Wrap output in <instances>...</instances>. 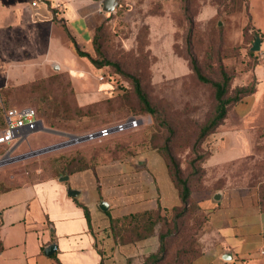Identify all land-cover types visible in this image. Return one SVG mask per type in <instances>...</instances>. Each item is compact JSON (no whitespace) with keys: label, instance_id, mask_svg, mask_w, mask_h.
I'll use <instances>...</instances> for the list:
<instances>
[{"label":"rangeland","instance_id":"1","mask_svg":"<svg viewBox=\"0 0 264 264\" xmlns=\"http://www.w3.org/2000/svg\"><path fill=\"white\" fill-rule=\"evenodd\" d=\"M68 2V9L78 5L77 0ZM251 12L258 34L264 35V5L257 0H120L115 11L106 15L97 38L99 54L94 50L92 59H106L117 64L121 73L137 77L155 108L154 116L139 111L130 82L122 74L109 66L97 71L88 59L79 57L72 49L76 44L61 26L52 30L47 25L35 26L33 39L7 44L0 54L3 105L35 109L38 121L55 133L36 127L15 146H0V160L7 161L0 166V191L53 177L56 169L72 158L78 162L71 168L94 166L161 150L166 144L185 175H191L193 141L215 104L211 87L199 82L189 68L186 40L203 76L220 81L222 69L229 77L228 94L239 87L250 88L256 62L248 53ZM78 46L80 52L89 55L88 33ZM96 75L103 80L97 81ZM14 78L19 81L14 82ZM130 116L141 118L143 125L18 160L32 151L65 142L64 135L86 136ZM50 135H54L51 141ZM207 151L200 148L201 155ZM254 151L252 159L223 169L232 175L241 173L232 176L230 182L257 187L264 201V143L254 144ZM6 152L8 157H4ZM198 192L197 198L201 196ZM188 218L182 242L192 238L198 243L202 215L194 211Z\"/></svg>","mask_w":264,"mask_h":264},{"label":"crops","instance_id":"2","mask_svg":"<svg viewBox=\"0 0 264 264\" xmlns=\"http://www.w3.org/2000/svg\"><path fill=\"white\" fill-rule=\"evenodd\" d=\"M47 1L50 7L45 0H0V54L9 43L33 39L35 26L47 25L50 30L61 26L78 48L88 33L92 56L94 33L107 18L100 0H77L78 5L69 9L68 0ZM257 1L264 5V0ZM249 16L250 33L258 34L254 13ZM258 36L260 50L253 53L254 92L229 107L203 144L209 156L202 165L201 196L193 192L191 198L208 220L199 239L201 254L190 264H264V211L257 187L230 182L241 173L232 175L223 169L252 159L254 144L264 143V35ZM53 138L50 135L49 141ZM63 175L68 176L66 181H59V175L0 191V264H142L146 256L157 252L156 232L133 243L117 244L110 229L111 220L180 205L156 151ZM67 189L78 194L71 197ZM216 192L218 201L213 199ZM101 201L106 202V211L99 209ZM81 206L88 211L90 226ZM52 243L56 249L45 255L44 249ZM225 252L232 254L231 260L221 259Z\"/></svg>","mask_w":264,"mask_h":264},{"label":"trees","instance_id":"3","mask_svg":"<svg viewBox=\"0 0 264 264\" xmlns=\"http://www.w3.org/2000/svg\"><path fill=\"white\" fill-rule=\"evenodd\" d=\"M45 2L50 7L49 1L45 0ZM105 24L106 21H104V23H102L96 29L92 39L93 51L95 50L98 54L99 47L97 38H99V34ZM255 35L258 34L250 33L249 44L251 43ZM186 48L187 62L191 72L199 82L211 87L215 105L211 117L198 128L197 136L193 141L192 151L194 158L190 163V167L192 168L191 175H185L184 169H182L180 163L177 160V157L172 154L167 144L164 145L161 150H159L158 148L154 149V151H156L160 155L166 165L168 175L178 192L180 205L169 210L158 208L154 211H147L140 214L127 216L119 221H110L111 233L113 235L114 241L117 244L133 243L148 238L151 235L155 234V232L157 233L159 243L158 250L156 253L146 256L143 259L142 264H190L201 254V245L199 243V238L203 233L202 226L208 220V215L205 211L201 210L191 198V194L193 192L200 191L202 187V178L204 174L202 165L209 156V151H207L205 154L202 153L201 155L200 148H204L203 144L207 136L213 133L221 124L226 116L229 107L236 104L242 98L252 94L255 90V81L252 80V87H239L228 94L229 77L224 73V71L220 69V81H211L210 79L206 78L202 75L197 61L190 51L188 38L186 40ZM73 49L79 57L88 59L97 71L103 70L102 67L104 68L105 66H109L113 67L116 71L127 78L130 82L132 93L138 103L139 111L150 116L155 115V108L149 101L147 94L143 90L141 81L137 77L121 73V71L118 69L117 64L112 63L106 59L97 62L92 59V56L80 52L77 47L74 46ZM248 53L250 55H253V53L250 52L249 49ZM107 75L108 79H111V76H109L110 74L107 73ZM5 107L9 108L12 106ZM0 116V127L2 128L3 116L1 109ZM77 162L78 161L76 158L70 159V161L64 167L56 169L55 175L53 177L63 174H71L73 172L80 171L89 167L78 164V167L71 168L72 164ZM258 199L259 206L264 211V201H262L260 193L258 195ZM81 207L83 209L87 224L88 226H90V217L88 211L85 207ZM194 211H198L202 215V225L200 226V232L196 237L198 243H196L192 238H189L185 242H182L184 239V233L186 232L185 227L187 226V223L189 221L188 216Z\"/></svg>","mask_w":264,"mask_h":264},{"label":"built area","instance_id":"4","mask_svg":"<svg viewBox=\"0 0 264 264\" xmlns=\"http://www.w3.org/2000/svg\"><path fill=\"white\" fill-rule=\"evenodd\" d=\"M101 82L103 77H97ZM0 109L3 116V126L0 129V146L13 147L21 141L29 131L36 128L38 116L31 107H9L6 108L0 98ZM143 125L139 117L130 116L115 125L105 126L97 131L86 134L87 140H97L109 137L112 134L136 130ZM75 139V138H74ZM6 152L4 157H8Z\"/></svg>","mask_w":264,"mask_h":264},{"label":"water","instance_id":"5","mask_svg":"<svg viewBox=\"0 0 264 264\" xmlns=\"http://www.w3.org/2000/svg\"><path fill=\"white\" fill-rule=\"evenodd\" d=\"M119 2H120V0H100L99 4L101 6L102 13H104V14L113 13L115 11L116 7L118 6ZM259 50H260V37L258 35H255L254 36V40L252 41L251 46L249 48V51L252 52V53H257V52H259ZM54 69H56V67ZM36 127H39V131L55 133V131H51V130H48V129L44 128L40 121L36 122ZM64 136L67 137V140L65 142H63L61 144L48 146V147H45L43 149H39V150H36V151H32L31 153H29L27 155L19 157L18 160H23L25 158L34 157V156H37V155H40V154H43V153H46V152L54 151V150L61 149V148H64V147H68L70 145H73L74 143H81V142L87 141V137L86 136L75 137V139L74 138H69L67 135H64ZM6 162H7L6 160H0V166L4 165ZM67 179H68L67 175H61L59 177V181H66ZM67 194L69 196H71V197H74V196H76L78 194V192L75 191V190L67 189ZM219 196H220L219 193L216 192L214 194L213 199L215 201H218L219 200ZM98 207H99V209L101 211H106L107 204H106V202L101 201V202H99ZM55 249H56V245L52 243V244L48 245L44 249V253H45V255H49ZM221 259L224 260V261H229V260L232 259V254L230 252H225L221 256Z\"/></svg>","mask_w":264,"mask_h":264}]
</instances>
